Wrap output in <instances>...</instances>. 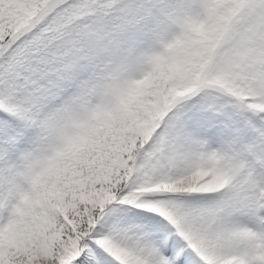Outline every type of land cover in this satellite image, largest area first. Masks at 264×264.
Listing matches in <instances>:
<instances>
[{"label": "snow or ice", "instance_id": "snow-or-ice-1", "mask_svg": "<svg viewBox=\"0 0 264 264\" xmlns=\"http://www.w3.org/2000/svg\"><path fill=\"white\" fill-rule=\"evenodd\" d=\"M0 264H264V0H0Z\"/></svg>", "mask_w": 264, "mask_h": 264}]
</instances>
